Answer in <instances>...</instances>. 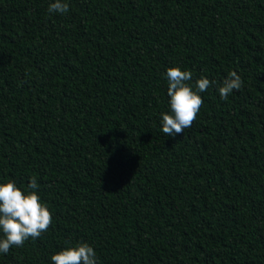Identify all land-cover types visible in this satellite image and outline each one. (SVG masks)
<instances>
[{
    "label": "trees",
    "instance_id": "trees-1",
    "mask_svg": "<svg viewBox=\"0 0 264 264\" xmlns=\"http://www.w3.org/2000/svg\"><path fill=\"white\" fill-rule=\"evenodd\" d=\"M52 2L0 0V184L35 176L52 212L0 264L82 242L97 264H264V0ZM176 66L215 83L166 136Z\"/></svg>",
    "mask_w": 264,
    "mask_h": 264
},
{
    "label": "clouds",
    "instance_id": "clouds-1",
    "mask_svg": "<svg viewBox=\"0 0 264 264\" xmlns=\"http://www.w3.org/2000/svg\"><path fill=\"white\" fill-rule=\"evenodd\" d=\"M69 3L66 0H54L48 6V12L66 14ZM193 74L180 67L166 70L168 81L167 96L170 113H162V132L166 136L184 133L195 122L203 99L200 93L208 90L215 82L201 76L193 84ZM243 86L241 77L235 72L228 73L218 88L221 100H227L233 90ZM35 176L29 179L26 189L18 187L12 179L0 184V253L7 254L13 247H22L29 239H38L48 231L52 224V212L42 202L37 189ZM51 264H97V254L88 243L82 242L68 246L51 256Z\"/></svg>",
    "mask_w": 264,
    "mask_h": 264
}]
</instances>
